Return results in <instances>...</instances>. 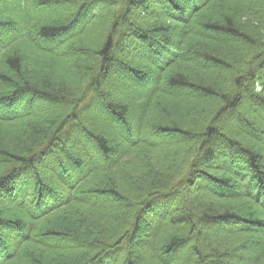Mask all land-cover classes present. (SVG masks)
I'll return each instance as SVG.
<instances>
[{
	"label": "trees",
	"instance_id": "16d2710c",
	"mask_svg": "<svg viewBox=\"0 0 264 264\" xmlns=\"http://www.w3.org/2000/svg\"><path fill=\"white\" fill-rule=\"evenodd\" d=\"M0 264H264V0H0Z\"/></svg>",
	"mask_w": 264,
	"mask_h": 264
},
{
	"label": "rangeland",
	"instance_id": "374dc122",
	"mask_svg": "<svg viewBox=\"0 0 264 264\" xmlns=\"http://www.w3.org/2000/svg\"><path fill=\"white\" fill-rule=\"evenodd\" d=\"M259 240H257V242H256V245L258 244H260V241L258 242ZM252 246L254 247L255 246V244H254V242L252 243ZM257 247V246H256ZM256 247H254V250L256 249ZM249 253H251L252 251H253V248L252 249H248L247 250Z\"/></svg>",
	"mask_w": 264,
	"mask_h": 264
}]
</instances>
